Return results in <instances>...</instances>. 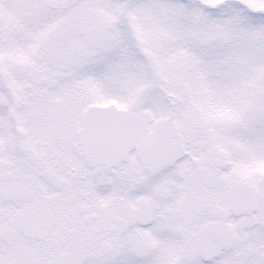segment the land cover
<instances>
[{"label": "snow or ice", "instance_id": "obj_1", "mask_svg": "<svg viewBox=\"0 0 264 264\" xmlns=\"http://www.w3.org/2000/svg\"><path fill=\"white\" fill-rule=\"evenodd\" d=\"M0 264H264V0H0Z\"/></svg>", "mask_w": 264, "mask_h": 264}]
</instances>
